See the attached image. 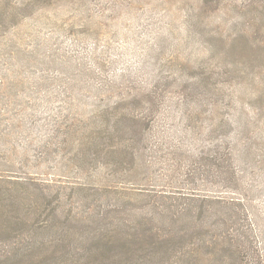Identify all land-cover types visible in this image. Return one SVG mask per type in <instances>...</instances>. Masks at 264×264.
<instances>
[{"label":"rangeland","instance_id":"374dc122","mask_svg":"<svg viewBox=\"0 0 264 264\" xmlns=\"http://www.w3.org/2000/svg\"><path fill=\"white\" fill-rule=\"evenodd\" d=\"M107 109L122 113L118 127L129 113L136 127L175 133L173 142L180 134L193 147L232 141L242 175L257 183L264 176V0H0V195L32 224L40 214L50 222L41 229L9 223L22 225L1 233L0 264H34L67 237L46 218L53 206L73 210L82 224L93 201L86 198L113 200L127 187L231 194L183 180L162 153L148 169L92 170L88 154L103 159L132 143L112 132L116 118L101 125L111 129L105 136L95 131ZM97 184L110 192L96 193ZM79 236L72 233L73 241Z\"/></svg>","mask_w":264,"mask_h":264},{"label":"trees","instance_id":"16d2710c","mask_svg":"<svg viewBox=\"0 0 264 264\" xmlns=\"http://www.w3.org/2000/svg\"><path fill=\"white\" fill-rule=\"evenodd\" d=\"M110 112L102 110L103 122L95 131L99 128L105 136L111 129L101 125L106 126L105 123L116 118L112 132L120 137L128 135L132 143L129 147L120 146H124L123 154L112 151L103 159L88 154L85 160L92 170L99 172L111 166L112 173L120 169L132 172L140 164L148 169L156 162L157 154L162 153L167 156L166 167L180 172L183 180L222 185L231 194L210 193L213 190L202 194L178 186L127 187L113 200L86 198L93 201L82 224H76L79 219L73 210L63 212L53 206L46 218L51 216L56 224L60 223V232L67 237L56 239L41 259H32L34 264H264V205L259 202L264 193V176L258 174L255 183L253 177L242 175L244 170L237 166L238 149L234 142L221 144L212 140L193 147L190 135L180 134L173 142L171 137L175 133L167 134L164 128L136 127L137 116L129 113L126 119L134 122L130 120L118 127L119 120L124 123L122 113L111 116ZM139 118L138 114L137 121ZM147 135L152 138L149 144ZM98 190L111 189L108 186L98 189L97 184L94 191ZM2 199L0 195V235L16 233L22 224L10 228L9 223L15 221L31 224L34 229L49 226L50 222L41 220V214L32 224L33 221L18 215L19 209L17 213L12 210L14 204L5 208ZM72 233L81 236L73 241ZM22 248L30 246L25 241Z\"/></svg>","mask_w":264,"mask_h":264}]
</instances>
